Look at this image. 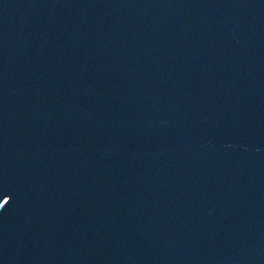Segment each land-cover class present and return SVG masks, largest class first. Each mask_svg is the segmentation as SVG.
<instances>
[{"label": "water", "instance_id": "water-1", "mask_svg": "<svg viewBox=\"0 0 264 264\" xmlns=\"http://www.w3.org/2000/svg\"><path fill=\"white\" fill-rule=\"evenodd\" d=\"M0 264H264V0H0Z\"/></svg>", "mask_w": 264, "mask_h": 264}]
</instances>
